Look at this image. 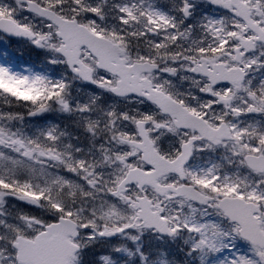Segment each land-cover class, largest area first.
I'll return each mask as SVG.
<instances>
[{
	"label": "snow or ice",
	"instance_id": "snow-or-ice-1",
	"mask_svg": "<svg viewBox=\"0 0 264 264\" xmlns=\"http://www.w3.org/2000/svg\"><path fill=\"white\" fill-rule=\"evenodd\" d=\"M12 38L0 264H264V0H0Z\"/></svg>",
	"mask_w": 264,
	"mask_h": 264
}]
</instances>
